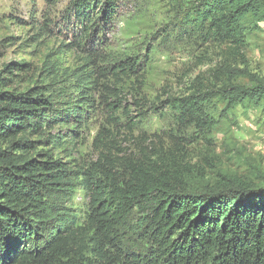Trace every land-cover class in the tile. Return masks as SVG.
<instances>
[{
	"label": "rangeland",
	"instance_id": "rangeland-1",
	"mask_svg": "<svg viewBox=\"0 0 264 264\" xmlns=\"http://www.w3.org/2000/svg\"><path fill=\"white\" fill-rule=\"evenodd\" d=\"M102 1L94 6L97 21ZM116 1L111 22H100L102 27L95 34L88 31L77 46L82 24L67 20L74 17L67 16L71 0H0V73L10 78L5 89L41 86L63 100L90 82L84 86L95 100L79 138L65 137L61 148L42 144L37 150L52 148L54 157L74 171L100 162L123 185L144 168L184 181L193 191L223 176L264 187V95L258 101L246 95L264 90V13L240 21L241 42L235 43L215 35L203 17L190 20L204 0ZM133 58L140 64L134 72L126 64ZM14 65L20 69L12 75L2 71ZM240 90L247 93L234 95ZM192 95L203 102V123L183 120L166 104L152 108ZM117 100L122 107L109 110ZM66 130L57 124L52 132ZM81 180H75L68 202L79 215L88 200ZM147 216L138 208L130 215L127 248H145L136 232L146 226Z\"/></svg>",
	"mask_w": 264,
	"mask_h": 264
},
{
	"label": "trees",
	"instance_id": "trees-1",
	"mask_svg": "<svg viewBox=\"0 0 264 264\" xmlns=\"http://www.w3.org/2000/svg\"><path fill=\"white\" fill-rule=\"evenodd\" d=\"M99 1L71 0L67 16L74 17L67 20L82 24L77 46L87 40L88 31L95 34L100 22L107 25L118 13L116 0H103L97 21L93 12ZM263 13L264 0H204L190 20L203 17L215 35L238 43L240 21ZM126 64L132 72L140 65L134 58ZM15 69L20 68L2 71L12 75ZM9 80L0 73V143L8 144L0 148V264H264L263 186L223 176L193 191L184 181L144 168L123 185L100 162L74 171L54 157L52 148H61L65 137L81 136L90 110L96 109L84 86L90 82L79 85L78 94L58 100L57 92L41 86L6 90ZM239 93L247 92L234 95ZM246 95L258 101L264 90ZM164 104L183 120H205L203 102L195 95L169 98L152 108ZM121 107L119 100L107 106L114 112ZM57 124L67 130L53 133ZM42 144L52 148L37 150ZM80 176L88 200L79 215L68 202ZM137 208L148 216L136 232L146 246L136 251L125 246L124 233Z\"/></svg>",
	"mask_w": 264,
	"mask_h": 264
}]
</instances>
